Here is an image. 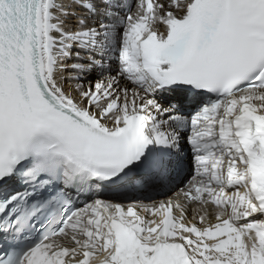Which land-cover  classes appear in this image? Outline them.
<instances>
[{"label":"snow or ice","instance_id":"obj_1","mask_svg":"<svg viewBox=\"0 0 264 264\" xmlns=\"http://www.w3.org/2000/svg\"><path fill=\"white\" fill-rule=\"evenodd\" d=\"M0 264H264V0H0Z\"/></svg>","mask_w":264,"mask_h":264}]
</instances>
